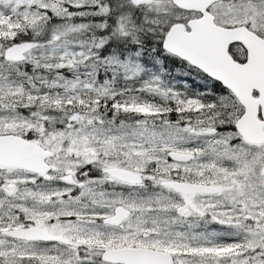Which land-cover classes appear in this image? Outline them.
I'll use <instances>...</instances> for the list:
<instances>
[{
    "label": "snow or ice",
    "instance_id": "snow-or-ice-1",
    "mask_svg": "<svg viewBox=\"0 0 264 264\" xmlns=\"http://www.w3.org/2000/svg\"><path fill=\"white\" fill-rule=\"evenodd\" d=\"M0 264H264V0H0Z\"/></svg>",
    "mask_w": 264,
    "mask_h": 264
}]
</instances>
